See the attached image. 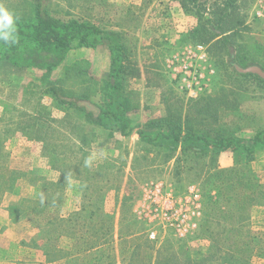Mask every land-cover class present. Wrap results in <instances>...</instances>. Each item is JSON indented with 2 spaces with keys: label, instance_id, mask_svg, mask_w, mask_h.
I'll list each match as a JSON object with an SVG mask.
<instances>
[{
  "label": "rangeland",
  "instance_id": "374dc122",
  "mask_svg": "<svg viewBox=\"0 0 264 264\" xmlns=\"http://www.w3.org/2000/svg\"><path fill=\"white\" fill-rule=\"evenodd\" d=\"M203 1L209 5L213 0ZM256 1L237 0L235 15L245 31L233 45L241 59L264 67V19L253 18ZM43 3L51 15L91 23L115 46H122L124 59L138 70L127 88L135 106L128 117L134 124L163 115V97L185 107L222 87L235 92L229 98L233 109L220 112L221 123L237 125L236 133L245 137H251L253 126L264 124V88L234 82L224 69L225 49L206 45L215 73L198 97H187L171 83L165 60L200 44L198 21L180 8L178 0ZM0 5L17 21L33 16L32 0H0ZM38 59L32 57L34 64L27 69L0 67V264H154L165 248L166 254L182 250L194 257L210 254L217 234L221 242L251 238L252 226L256 237L264 235V207L251 205V184L264 192V147L252 162L231 152L202 158L177 154L169 159L146 147L135 131L122 137L83 124L76 112L58 108L46 92L47 83L54 84L101 104L100 87L111 59L105 44L69 52L44 80ZM35 110L50 124L41 125L36 135H25L21 125L35 123L28 118L35 117ZM42 117L37 116L44 121ZM49 140L55 150L43 148ZM156 184H162L163 194L177 203L189 187L198 191L202 210L196 230L187 238L180 240L169 229L155 228L156 239H149L154 220L145 214ZM144 242L151 247H143ZM228 247L225 242L218 259L207 264H243L240 259L248 252H235L236 261H231Z\"/></svg>",
  "mask_w": 264,
  "mask_h": 264
},
{
  "label": "trees",
  "instance_id": "16d2710c",
  "mask_svg": "<svg viewBox=\"0 0 264 264\" xmlns=\"http://www.w3.org/2000/svg\"><path fill=\"white\" fill-rule=\"evenodd\" d=\"M44 1L32 0L33 16L27 21H17L15 43L5 44L0 41V67L9 70L27 69L33 66L32 57L36 56L41 58L38 59L41 60L38 67L43 72L44 80L51 75L53 69L63 64L69 52L75 49L105 44L111 56L108 71L103 75L100 87L103 96L101 104L89 103L86 94L77 96L65 92L60 86L47 83L45 90L58 108L76 112L83 124L114 131L122 137L130 136L135 131L137 138L146 147L160 150L169 159L177 154L184 158L190 156L202 158L210 154L231 152L242 155L252 162L256 151L264 147V124L253 126L251 137H245L236 133L240 131L237 125L221 123L220 112L233 109L234 102L229 98L230 95H234V88L222 87L215 95L190 100L185 107L177 101L163 97L162 104L165 110L163 115L150 119L143 125L134 124L128 117L135 106L127 88L128 80L136 78L138 70L133 63L124 59L122 46H115L110 38L106 37L105 31L91 23L64 21L51 15ZM236 2L237 0H213L208 5L203 0H178L180 8L197 19L200 44L210 45L213 50L221 48L226 50L224 69L229 70V77L237 83L249 81L261 89L264 88V79L236 70L237 67L245 69L257 66L264 72L263 65L256 61L241 59L242 57L236 54L238 51L235 52L233 40L245 31L242 21L235 15ZM83 103L91 104L93 109H89ZM39 112L35 110V117H28L35 121L34 124L28 123L30 120L21 125L23 134L36 135L41 125L50 124L48 123L50 120L44 119ZM37 116L42 117L44 121ZM53 136L50 134L49 137ZM42 144L45 150L49 148L55 150V145L50 140ZM261 190L263 188L259 185L251 184V205L264 207V192ZM219 236L217 234L213 238L210 254L194 257L184 250L166 254L165 248L164 251L158 252L154 264H207L218 259L225 242L229 245L226 256L231 261H236L233 259L236 256L235 252L243 250L248 253L246 258L240 259L241 263L249 264L250 260L251 264H259L262 260L264 262V235L256 237L252 226L251 238L236 239L233 242L224 238L221 242ZM143 247L151 246L144 242Z\"/></svg>",
  "mask_w": 264,
  "mask_h": 264
},
{
  "label": "built area",
  "instance_id": "2783aa9c",
  "mask_svg": "<svg viewBox=\"0 0 264 264\" xmlns=\"http://www.w3.org/2000/svg\"><path fill=\"white\" fill-rule=\"evenodd\" d=\"M253 18L264 19V0H257ZM207 46L191 45L180 52L169 56L165 62L176 89L189 98H196L208 86L209 77L215 73L208 63ZM151 206L145 217L154 220V231L149 233V239L155 240V228L171 230L178 239L183 240L194 232L201 214V200L198 191L191 186L183 199L178 203L171 195L163 194L162 184L154 185Z\"/></svg>",
  "mask_w": 264,
  "mask_h": 264
},
{
  "label": "clouds",
  "instance_id": "9594fccd",
  "mask_svg": "<svg viewBox=\"0 0 264 264\" xmlns=\"http://www.w3.org/2000/svg\"><path fill=\"white\" fill-rule=\"evenodd\" d=\"M17 19L13 12L0 5V41L15 43Z\"/></svg>",
  "mask_w": 264,
  "mask_h": 264
},
{
  "label": "water",
  "instance_id": "95a60500",
  "mask_svg": "<svg viewBox=\"0 0 264 264\" xmlns=\"http://www.w3.org/2000/svg\"><path fill=\"white\" fill-rule=\"evenodd\" d=\"M236 70L242 74H252L264 79V72L257 66L248 67L245 69L237 67Z\"/></svg>",
  "mask_w": 264,
  "mask_h": 264
}]
</instances>
